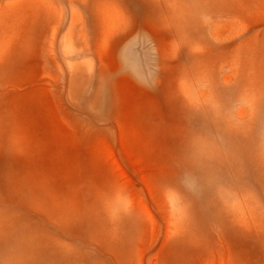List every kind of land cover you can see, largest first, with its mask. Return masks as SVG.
<instances>
[{
	"label": "rangeland",
	"instance_id": "1",
	"mask_svg": "<svg viewBox=\"0 0 264 264\" xmlns=\"http://www.w3.org/2000/svg\"><path fill=\"white\" fill-rule=\"evenodd\" d=\"M0 264H264V0H0Z\"/></svg>",
	"mask_w": 264,
	"mask_h": 264
}]
</instances>
